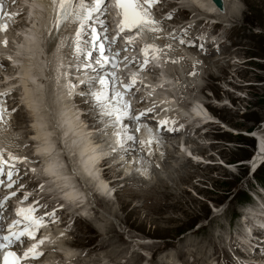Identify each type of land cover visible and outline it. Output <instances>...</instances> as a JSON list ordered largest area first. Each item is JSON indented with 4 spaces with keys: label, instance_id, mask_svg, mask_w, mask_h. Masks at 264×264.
Wrapping results in <instances>:
<instances>
[{
    "label": "rangeland",
    "instance_id": "1",
    "mask_svg": "<svg viewBox=\"0 0 264 264\" xmlns=\"http://www.w3.org/2000/svg\"><path fill=\"white\" fill-rule=\"evenodd\" d=\"M232 5L239 9L235 16L225 19L215 16L223 22L220 26L225 28L226 45L211 51L214 56L204 53L199 56L203 65L200 83L203 89L200 87L193 93V98L206 102V107L221 123L210 126L206 135H196L197 139H194L197 133L193 137L188 135L191 139L185 138L186 145L185 140L178 144L179 134L175 135L173 144L162 147L175 154L174 158H166V151L161 148L162 155L155 152L152 155L157 156L155 159L144 160L153 165L155 173L148 172L143 179L137 174L130 175L126 184L118 179L115 185L119 189H115L109 201L101 198L96 208L92 204L87 207V219L73 221L71 217L67 224L60 225L59 241L65 248H73L72 253L76 255L70 264H230L239 259L235 234L246 231L244 215L248 208L252 209L249 213L256 214L253 209L261 193L259 198L253 195L252 199L251 194L258 187L264 188L259 184L264 179V165L258 174L251 173L252 167L244 159L251 150L248 144L252 138L242 133L250 126H258L264 133V127L261 128L264 123V0H233ZM225 10L227 13L226 7ZM166 18L174 24L184 21L181 11L174 18ZM199 29L198 24L185 30L188 33ZM187 48L189 53L193 52L192 56L198 57V49ZM14 105L18 110L12 118L14 130L11 129L21 141L28 142L29 128L25 124L29 121V110L17 103ZM181 145L184 150L189 146L195 158L180 156L185 152L191 154L190 151L179 153L177 149ZM156 159L158 167L154 166ZM119 172L110 169L108 174ZM237 189L242 193L236 198L229 200L230 196L223 200L226 190L229 193ZM243 193L248 194L247 199ZM178 228L185 231L177 235ZM258 245L254 254L260 252Z\"/></svg>",
    "mask_w": 264,
    "mask_h": 264
},
{
    "label": "snow or ice",
    "instance_id": "2",
    "mask_svg": "<svg viewBox=\"0 0 264 264\" xmlns=\"http://www.w3.org/2000/svg\"><path fill=\"white\" fill-rule=\"evenodd\" d=\"M11 2L16 4L19 0H11ZM31 2L35 3V0H31ZM216 2L223 10V0H216ZM109 3L112 4L117 18V35L125 34L126 45H134L137 38L145 32L152 34L151 41L140 49L141 60L136 61L126 55L121 60V52L111 48L113 38L107 35L109 31L107 21ZM159 3L160 0H48V6L52 8L54 14L50 30L46 35L51 48H56L58 44L64 47L61 34L69 27L75 30L74 51L76 59L80 61L75 64V69L78 73H94V75H88L86 80L81 81L87 87L82 95L86 103L91 106V111L88 114L95 113L94 125L97 126L98 134L111 141L109 145L111 151L114 153L123 151L132 162L135 160L132 159L131 154L144 152L159 143L161 139L153 132L149 124L144 122L145 118H149V114L157 111L155 103L150 108L137 110L133 108L130 98L135 92L140 91L137 87L138 84L143 83L140 72L147 70L150 59L167 57L169 52L175 51L171 43H165L163 46L155 43L157 39L162 38L163 32L161 22L155 18L153 12L154 7ZM4 9L5 4L3 0H0V13L10 18L22 14V12L8 13ZM171 17L172 14L167 16L168 19ZM7 31L8 25L0 24V32L6 33ZM129 33L131 34L129 35ZM186 35L187 30H185L184 36L170 34V37L181 45L190 44L191 42L185 39ZM105 41H107V45ZM2 43L7 46L9 41L4 39ZM123 51H127V46ZM170 62L177 63L178 61L171 59ZM130 65L137 66L138 71L128 76L121 75L120 73ZM107 67H110L111 71L106 70ZM62 68L63 64L61 63L58 66V71ZM117 69L120 72H117ZM49 72L51 73V68ZM194 74V72L189 73V75ZM97 85L99 88L96 87ZM10 94L11 91L0 92V97ZM141 102H143L142 97ZM165 111L167 110L165 109ZM6 113V107L0 102V125L5 124ZM170 123L167 119L155 121L157 129L174 132L176 129L169 127ZM144 130L148 132L146 140L139 138V134ZM148 154L150 155L151 152L149 151ZM26 162L27 157L0 148V185H5V180L2 177L6 176V186L12 188L17 183L14 177L19 174L17 165ZM31 171L34 172L35 169ZM52 174L55 175V171ZM75 174V169H73V175ZM40 187L42 189L43 185ZM15 195L16 193L13 192L12 196ZM30 195V193H25L23 201H27ZM66 195L71 197L72 193L69 192ZM9 199L8 196L4 197L5 202ZM36 205H39V201L36 202ZM36 205L16 208L17 219L7 224L5 229L3 213L6 205L4 202H0V233L5 230L7 232V234H0V251H3L0 264H29L30 261L38 260L44 255L41 246L48 237L38 238L37 233L47 226L45 216L54 218L55 212H45L44 216L37 215L40 208ZM52 222L55 220L53 219ZM26 240L35 242L22 252L12 250L14 245L22 247Z\"/></svg>",
    "mask_w": 264,
    "mask_h": 264
},
{
    "label": "bare ground",
    "instance_id": "3",
    "mask_svg": "<svg viewBox=\"0 0 264 264\" xmlns=\"http://www.w3.org/2000/svg\"><path fill=\"white\" fill-rule=\"evenodd\" d=\"M232 2H233V0H224L225 7L227 8V13L225 12L226 13L225 15H221V13L217 14V15H219L220 17H224V19H225V17L226 18H228L230 16L233 17V16L236 15V13L238 14L239 12L236 11V10H239V9L238 8H233ZM200 5H204L205 10L207 12H211L212 9L217 11V9L215 8V6H214V4L212 3L211 0H200ZM177 9H179V11H181L182 7H180V8L177 7L176 9H174L172 7L169 13L170 14H172V13L176 14L178 12ZM182 14H183V11L181 12V15ZM191 26H197L198 27V23H196V22L194 23L193 22V23L190 24L189 27H191ZM199 27H200V25H199ZM192 28L194 29L195 27H192ZM66 33H67V30H66L65 34ZM163 33H164V30H163ZM19 46L20 47L17 49V52L14 55V61L18 63V67L19 68L16 70V72L14 70L15 79H14V83L12 85V88L10 90L11 94L8 95V96H5V98L9 99L10 97H12L13 101H12V98H11V103L12 102H13V104L17 103V105H20L21 107L26 108V110H29V106H30V107H32V109H35V113L37 114L36 101L38 99L40 101V99H41L43 94L47 97V100H48L47 91H49L50 86H49V84L47 82L50 79H52L54 76H57V75H59V80L60 79L62 80V75H60V73L58 72V68L56 66H54V65H51V58H52V62H54V60H56L57 63L60 62V58L58 56V53L46 56L45 59H42V57L39 58L38 56L40 54L37 51L40 48L38 47L36 42L30 37H27V39L25 41L20 42ZM160 46H162V45H160ZM221 46L222 45H220L218 47V49ZM56 50H58V49H55L54 51H56ZM211 51H214L213 47H212L211 44H208L204 54H208V56H214L215 54L211 55L212 54ZM175 52H178V51L176 50ZM32 56H33V58L35 57L34 60L32 59ZM62 59H63V57H62ZM152 59H154L155 61L163 62L166 65V68L164 69V71H166V72L169 71L168 68L174 67L172 65V62H170L171 59H173L172 55L171 56H167V57H163L162 56L160 58H152ZM198 59L201 60L200 57H198ZM43 61H45L46 68H44V65L41 64ZM212 62H215V61H212ZM0 66H1V69H0V90H1L2 87L5 84L7 85V87H9L10 83L6 80L7 79V72H8V69H9L8 67H6V66H9L8 63H6V62L0 63ZM37 67H38V71H37ZM49 68H51V73L49 72ZM167 69H168V71H167ZM39 75L41 77L44 76L45 80L39 78ZM70 75H71V73H68L66 78H69ZM144 75H145V83H144L145 87H144V89H146L145 93L147 95L148 94H152V95L156 94L155 95L156 99L160 98V96H168L167 100L165 102H163V106H166L167 104H171V103H178V105L175 108L171 109V111L173 113H176V110L178 109V107L180 109V105H179L180 93L182 91L187 90L188 87L192 88L193 85H194L193 79H189V80L186 79L183 82H179L178 83L177 80L174 79V78H171L170 75H167V76H162V75L153 76L155 74H152L150 72H145ZM32 78H34L35 80H34V82L30 83L28 80L32 79ZM54 79H56V78L54 77ZM61 84H62V86L66 87V85L64 83H61ZM31 85H33V88H31L33 90L32 92H30V89H29L31 87ZM51 85L53 86V84H51ZM200 87H201V89H203V86L201 84H200ZM68 90H69L68 88H65L64 91L61 90L62 92L61 91H57V90H56V92H54L55 105L58 104L57 108L56 107L53 108V107L50 106L51 103H52V99H50V102H49V100L47 101L45 99V103L40 104V106L43 108L42 114L47 116L49 118V120H50V121H46L45 122L46 124H45V126H43L44 127L43 129L46 130L47 134H49V133L52 134L54 136V138L52 139V138L49 137L50 138V140H49L50 143L49 144L45 143V141L43 139H45L47 137H43L45 134L44 133L41 134L38 131L39 126H42L44 124V121L43 120L41 121L40 119L36 118L33 121V125H32V128L30 129V132H28V133H30V135H29L30 138L28 137L30 140H29L28 143H31V144L33 143L32 142V138L37 144H40L42 142V140H43L42 144L40 146H38V150L41 151L43 153V155H45L47 148H49V146L54 144V139L56 140L58 138V136H59V130L57 129V127H55L53 125L54 124L53 121L56 119L59 123H63V124L66 123V122H69V125L74 126V129L73 130H68V131H66L64 133L63 141L67 144V146L70 149V151H73V153L78 152L77 156H76V154H74V155H72L73 157L71 159L76 164V161H75L76 158H78L79 162L82 163L85 160L87 161V158L95 157V156H97V154H101L105 150L101 149V148H96L97 145H95V144L92 145V147L95 148V151H93L92 149L89 150L90 144H89V141L87 140V137L89 136V134H93V132H94L93 130H95L94 122H93V120H91L90 118H88L86 116L87 113H82L81 114V111L79 110L80 106L86 107V104H87L86 102H83V101L82 102H78L80 100H73V99L70 100V99H68V98H66L64 96V95L68 94V93H66ZM153 92H155V93H153ZM173 94L174 95L176 94V98L174 97ZM60 95L64 99V101H62V102L58 98ZM30 101H32V102L34 101L33 102L34 104L31 105ZM0 102H2V103L4 102V99H2L1 97H0ZM195 109H196L197 112H199L202 115L211 116L210 113H208V111H205V109H203V108L202 109L199 108L198 105L195 106ZM51 111H52V113H51ZM180 111L183 112L182 109H180ZM42 114H39V116H41ZM10 115H5V124L4 125H0V129H2V130H0V144L3 145V146H10V145H8L6 143H3V139H1V136L7 135L6 126H7V123H9L10 120H11ZM173 117H174V115H171L170 116V120H172ZM45 118L46 117H44V120H45ZM88 121H89V123H90V121H92V124H91L90 127L93 128V129H91V130H86L87 129L86 122H88ZM50 122H51V126L48 127L47 124L49 125ZM33 129L35 130V132L31 131ZM253 129L257 133H262L263 132V131H259L256 127H254ZM63 130H66V129L63 128ZM143 132L144 131H142L141 133H143ZM28 133H26V136H28ZM162 133H165V131H162ZM177 134H180V132H174V133H171V134H168V135H165V136H171V135L175 136ZM206 134H208V133L206 132L203 135H206ZM56 135H57V137H56ZM90 136H93V135H90ZM263 137H264V135L260 134V138L263 140V143L260 144L261 147L264 146V138ZM161 138H164V136H161ZM189 139H191V137H189ZM177 142H178V144H180V141H177ZM186 142L187 141L185 140L184 144ZM58 144H60L59 140H58ZM168 144H173V143L171 141H166L165 140L162 146L153 145L152 148H153L154 151L159 149L157 152L160 153L159 151L161 150V148L163 146H166V148H167ZM98 145L100 146V145H102V143L100 142V143H98ZM56 146L54 147V151L52 152V156L53 157L57 156V154H58L57 151H59L58 147H60V145H58L57 147ZM181 146L184 148L183 145H181ZM188 147L189 146H186L184 151H190V153L193 154L191 149L188 148ZM166 148L165 149L162 148L164 150V152L166 151V153H165L166 158L168 157V158L172 159V157L175 154L171 155L170 152H169L170 150L167 151ZM33 149H34V147L32 148V150ZM62 149L64 150V148H62ZM88 150H89V152L86 154L85 152H87ZM177 150H180V149H177ZM193 150H194V148H193ZM29 151H31V150H29ZM11 152H13V151H11ZM179 152L182 153L181 151H179ZM185 153H182L183 155H180V156H183V157L186 158ZM196 153L199 154L198 152H196ZM19 155L22 156L21 154H19ZM152 155H153V153H151L150 155L148 154V156L140 153V154H138L137 157L132 156V159H134L135 162L129 161L128 160L129 157H126L125 160L122 159L120 163L124 162L123 164H124L125 168L133 166V165H135V166L138 165L139 166L141 163H145V165L149 167L150 164L147 163V162H144V160L148 159V157L153 158ZM177 155H179V154H177ZM262 155H263L262 153L261 154H257L256 153L253 158L249 157V158H251L250 163H251L252 168H254L256 166L257 162H258V160H256V159L261 157ZM125 156H127V155H125ZM44 157L45 156H43V158ZM191 157L192 156H190L188 158H191ZM199 157H201V156H199ZM158 159H156L155 161L159 162ZM178 160H179V157H178ZM120 163L111 164V165H104V163H101V164H97L93 168V172L100 176L99 179H100V182L104 185L105 191H108L111 187H114V185L117 183L116 182L117 179H115L116 175L117 176H121L122 174L125 173V175L122 177V179L125 181V184L127 183V181H130V177L131 176L128 175V171L119 169L120 165H121ZM86 165H87V163H86ZM60 166H61L60 163L57 164V166L53 167V170L56 173H59V174H61L64 177L65 176L69 177V178H67V181L65 182V184H68L67 182L69 181V179L71 177L70 174H69L70 172H64L63 169L60 168ZM51 167H52V165H51ZM148 167H146L144 170L139 168V172H137L139 175L138 174L137 175L140 176V179H143V177H146V175L148 174V172H147ZM74 168L78 171V173L81 176H83L82 170H80V167L78 165H77V167H75V165H74ZM110 169L114 170V171L115 170L116 171H120V172L118 174L112 175L113 178H110L109 181H106L107 178L103 180L102 177L105 176V172L108 174ZM150 170H151L150 173L151 172L152 173L156 172V171H154L153 168H151ZM90 174L92 175V172H90ZM22 178L23 177H20L19 180H21ZM144 180H145V178H144ZM69 188L71 190L70 192H72L73 194L79 193L80 195H82L81 192L76 191L77 187L74 186L72 182L69 184ZM118 189H119V187H118ZM83 194L86 197L87 192L83 191ZM262 195H264V194H262ZM262 200L264 202V199H262ZM104 201H105V199H104ZM65 209H69V208L67 207ZM60 212H62V211H60ZM253 212H256V213L259 212V215H255V217H253V218H255V220L258 223H260V222L264 223V216H261V215H264V213H263L264 212V207H261V206L259 207L258 204H257V205L254 206ZM251 213H249V214L252 215ZM248 220H250V219H248ZM250 223L251 222L249 221V224ZM248 226H250V227H247L248 228L247 230L248 231L250 230V233L253 230V233L252 234H250V233L246 234L247 240H249V241H251L253 243H257V244H259V246H261V243H260L259 239H263L264 238V234H263L264 231H260V229L257 228V227L253 228V224L248 225ZM51 232H52V229H51ZM49 236H52V235L49 233ZM62 238H64V237H62ZM59 242H61V245L63 246L62 241H59ZM73 243L74 242H71L70 244H73ZM248 245L251 246L250 244H248ZM243 251H244L245 254L242 255V256L245 257V258H248V260L251 261L249 264H254L253 261L256 258L260 257V256L259 257H257V256L255 257V255H247V254L252 253V252L249 251V248H244ZM71 263H72V261H71Z\"/></svg>",
    "mask_w": 264,
    "mask_h": 264
},
{
    "label": "trees",
    "instance_id": "4",
    "mask_svg": "<svg viewBox=\"0 0 264 264\" xmlns=\"http://www.w3.org/2000/svg\"><path fill=\"white\" fill-rule=\"evenodd\" d=\"M254 127H256V126H250V127H246V128H244L245 129V131L246 132H250ZM238 136L239 137H243V135L241 134V133H238ZM249 145V148L252 150L253 148H254V141H253V139H252V141L250 142V144H248ZM251 150H250V152H249V154H248V156L246 157V159H244V160H247L248 159V157L250 156V154H251ZM243 161V160H242ZM232 162H235V161H232ZM231 162V163H232ZM260 169V170H259ZM255 173H254V175L255 174H258L260 171H261V169H262V166L259 168ZM263 174H264V171L262 172ZM257 176V175H256ZM241 177V176H240ZM255 178H257V177H255ZM237 182V181H236ZM259 182V181H258ZM260 182L262 183V184H264V179H261L260 180ZM232 189V188H231ZM228 191L229 190H226V192H225V196H224V198H223V200L225 199V198H228V197H230L229 198V200H232V199H234V198H236V196L237 195H239V194H241L242 192H240L239 191V189H237L235 192H232V190H231V192H229L228 193ZM243 194H246L245 195V198L247 199L248 198V194L247 193H243ZM222 200V201H223ZM215 203H217V202H215ZM219 203V202H218ZM207 210V212H209V210L208 209H206ZM195 223H193V225H194ZM193 225H191V226H189L188 228H190V227H192ZM185 231V229H177L176 230V234L178 235V234H181V233H183Z\"/></svg>",
    "mask_w": 264,
    "mask_h": 264
},
{
    "label": "water",
    "instance_id": "5",
    "mask_svg": "<svg viewBox=\"0 0 264 264\" xmlns=\"http://www.w3.org/2000/svg\"><path fill=\"white\" fill-rule=\"evenodd\" d=\"M213 3L215 4V6L222 12V13H225V4H224V1H223V10H221V8L218 6L216 0H212Z\"/></svg>",
    "mask_w": 264,
    "mask_h": 264
}]
</instances>
